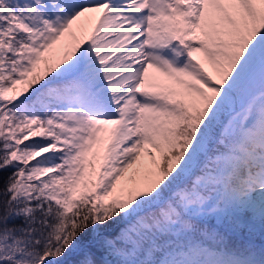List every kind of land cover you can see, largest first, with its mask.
Instances as JSON below:
<instances>
[{
    "label": "snow or ice",
    "instance_id": "obj_1",
    "mask_svg": "<svg viewBox=\"0 0 264 264\" xmlns=\"http://www.w3.org/2000/svg\"><path fill=\"white\" fill-rule=\"evenodd\" d=\"M0 264H264V0H0Z\"/></svg>",
    "mask_w": 264,
    "mask_h": 264
}]
</instances>
